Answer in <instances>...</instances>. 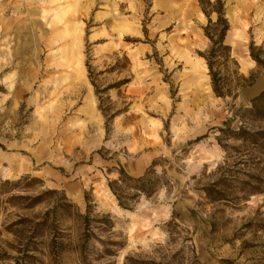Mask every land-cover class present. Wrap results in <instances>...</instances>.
I'll return each instance as SVG.
<instances>
[{
	"label": "rangeland",
	"instance_id": "374dc122",
	"mask_svg": "<svg viewBox=\"0 0 264 264\" xmlns=\"http://www.w3.org/2000/svg\"><path fill=\"white\" fill-rule=\"evenodd\" d=\"M216 1L0 0V264H264V0L223 97Z\"/></svg>",
	"mask_w": 264,
	"mask_h": 264
},
{
	"label": "trees",
	"instance_id": "16d2710c",
	"mask_svg": "<svg viewBox=\"0 0 264 264\" xmlns=\"http://www.w3.org/2000/svg\"><path fill=\"white\" fill-rule=\"evenodd\" d=\"M216 4L219 5V9L215 11L217 14V20L213 24L209 20V25L204 30L205 36L209 39L211 43L209 56L205 57V60L211 77L212 90L216 96L223 97L225 96V93L223 92V88L219 82L220 81V78H218L219 72L214 71L213 66L215 65V63H217L216 59L217 57H219V54H221L224 50L228 49L227 46H224V39L227 31L229 30V25L220 8L221 5L220 0H217ZM203 13L207 18L209 17L208 12L204 10ZM253 59L254 61H256V63L258 64L260 63V60H258L257 58H253Z\"/></svg>",
	"mask_w": 264,
	"mask_h": 264
},
{
	"label": "bare ground",
	"instance_id": "6f19581e",
	"mask_svg": "<svg viewBox=\"0 0 264 264\" xmlns=\"http://www.w3.org/2000/svg\"><path fill=\"white\" fill-rule=\"evenodd\" d=\"M71 54V53H70ZM75 54V53H74ZM68 55H69V52H68ZM64 57H62V59H63ZM73 59V58H72ZM67 60V59H66ZM64 61V60H63ZM68 61V60H67ZM62 62V61H61ZM66 64H67V62H65ZM66 64H65V66H66ZM61 65V64H60ZM63 65H64V63L62 64V67H63ZM11 87V86H10Z\"/></svg>",
	"mask_w": 264,
	"mask_h": 264
}]
</instances>
